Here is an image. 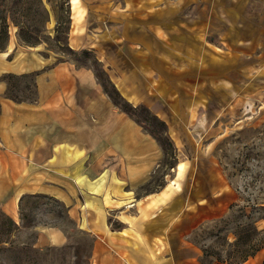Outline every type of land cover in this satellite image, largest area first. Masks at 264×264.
Masks as SVG:
<instances>
[{
  "label": "rangeland",
  "instance_id": "rangeland-1",
  "mask_svg": "<svg viewBox=\"0 0 264 264\" xmlns=\"http://www.w3.org/2000/svg\"><path fill=\"white\" fill-rule=\"evenodd\" d=\"M70 10L76 52L68 44ZM13 44L41 46L95 75L97 62L128 101L167 123L172 146L164 150L154 135L164 157L136 195L166 183L198 189L197 198L223 193L207 200L220 215L189 235L202 249L198 264L242 263L264 241V0H0V51ZM27 82L14 80L23 97L33 95ZM118 213L109 215L111 227L122 226ZM14 220L12 235L0 229L8 239L0 264H92L93 238L61 202L24 196ZM42 225L61 227L68 240L38 246Z\"/></svg>",
  "mask_w": 264,
  "mask_h": 264
},
{
  "label": "crops",
  "instance_id": "crops-1",
  "mask_svg": "<svg viewBox=\"0 0 264 264\" xmlns=\"http://www.w3.org/2000/svg\"><path fill=\"white\" fill-rule=\"evenodd\" d=\"M77 26L71 10L68 38L75 51L81 41L73 39ZM116 48L120 54V42ZM52 57L41 46L13 44L0 51L2 210L16 218L24 196L45 195L61 202L78 227L92 236V264H198L202 249L189 235L220 215L207 200L220 199L223 193L204 191L197 198L198 189L167 190L166 183L159 191L137 196L164 157L162 146L113 102L91 66ZM8 73H34L33 96L8 97ZM114 211L122 212L119 228L108 220ZM67 240L61 227H38V246ZM263 260L264 246L236 264Z\"/></svg>",
  "mask_w": 264,
  "mask_h": 264
},
{
  "label": "trees",
  "instance_id": "trees-1",
  "mask_svg": "<svg viewBox=\"0 0 264 264\" xmlns=\"http://www.w3.org/2000/svg\"><path fill=\"white\" fill-rule=\"evenodd\" d=\"M71 8V7H70ZM69 19H70V25L68 26L69 31H70V26H71V10L69 14ZM68 31V32H69ZM69 37V35H68ZM68 44H69V38H68ZM70 47V46H69ZM70 50L72 52H76L73 48L70 47ZM95 69H96V75L100 79V83L104 87V90L109 94L113 102L120 106L121 109L126 111L128 114L133 116L139 123H144L143 121H146L148 124H150V131L157 136L161 142L164 150H167L169 147L171 148L172 142L170 141L169 137L165 135L168 132V126L167 123L160 119L154 112H152L148 106L145 104L141 103L138 105H133L130 101H128L118 90L116 85L111 81L108 75H106V71L103 68H99L97 62L94 63ZM102 75L105 77L104 79L101 78ZM4 78L8 81L9 83V88L6 91V94L8 97H11L15 100H22L26 98H31L32 96L28 97H23L20 95V93L15 91V86L16 84L14 83L15 81H21V80H26L27 84V89L29 91H32L34 94V73L31 74H24V75H15V74H5ZM32 85V88L30 87ZM147 113L145 118L141 119L138 116V113ZM161 131V132H158ZM32 196H45V195H32ZM45 197H50V196H45ZM51 198V197H50ZM12 224H15L14 218L6 213L4 210L0 212V227L4 226V229L0 228L2 232H5L8 236L13 234V227ZM5 242H8V239L2 238L0 235V244H3ZM264 246V241L258 245H255L253 249L248 252L243 260H246L250 256H254L258 250H260ZM264 264V261L262 262Z\"/></svg>",
  "mask_w": 264,
  "mask_h": 264
}]
</instances>
